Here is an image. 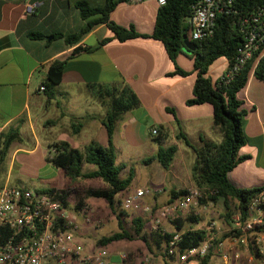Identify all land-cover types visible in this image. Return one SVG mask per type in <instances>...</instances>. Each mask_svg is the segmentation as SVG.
<instances>
[{
  "label": "crops",
  "instance_id": "0c3cea01",
  "mask_svg": "<svg viewBox=\"0 0 264 264\" xmlns=\"http://www.w3.org/2000/svg\"><path fill=\"white\" fill-rule=\"evenodd\" d=\"M77 1L80 0H0V106L1 101L8 104L16 97H21L22 104V108L16 113L0 120V132L13 122H16L14 127L19 131L23 125L29 128L33 123L32 118L30 115L23 116V113L27 103L34 98L41 109L54 107L51 116L39 120L42 127L47 126L52 134L49 137L42 135L35 138L34 146L26 152L40 150L41 156L47 162L48 146L55 142L66 141L78 149H82L90 142L107 146V132L102 123L106 108L87 92V85L110 84L122 80L136 93L140 106L123 113L116 121L113 132L115 154L120 152L128 154L139 145L148 143L147 137L143 134L141 138L137 129L145 130L147 127L151 130L156 129V134L159 132L166 134L161 143L156 142L153 149L155 153L159 145H176L175 155L179 153L181 140L176 138L175 117L167 111V107L174 109L185 134L192 132L197 138L202 136L221 141L222 135L213 125L212 106L209 103L186 104V100L192 96L196 78V72L191 71L193 69L191 56L181 52L183 58H176V64L180 68L191 71L188 75H169L175 66L161 41L150 36H139L122 42L111 40L100 45L101 40L111 36L105 23L93 25L76 44H67L66 35L79 32L88 20L98 16L83 19L75 5ZM83 1L92 6H100L105 2ZM158 7L157 0H144L140 3L122 0L111 11L109 18L118 25L124 27L132 25L139 33L150 35ZM32 33H39L42 36L35 37L31 35ZM78 47L82 49L74 52ZM86 48L92 50L86 51ZM54 59L65 60V68L60 83L54 88V95L50 99L46 96L43 99L38 96L43 92L39 87L45 78L47 64ZM212 65L207 75L214 82L226 71L227 60L223 58V62L217 68H212ZM215 72L217 73L214 76ZM237 98L244 111L245 135V143L239 148L238 154L245 158L232 167L226 176L237 188H263L264 81L256 78L253 73L249 74L245 86L238 91ZM161 125L163 130L160 129ZM44 146H47L46 149H42ZM22 150L18 146L11 152L10 158L7 159L6 171L12 157ZM85 164L82 165V169ZM157 179L152 190L158 191L150 200H154L155 205H161L167 201V193L178 187L166 189V175ZM76 180H69L68 185L76 186ZM173 180L178 182L177 176H173ZM6 183L5 180L2 185ZM101 183L98 186L105 185L102 181ZM187 184V181L183 182L184 186ZM50 187L59 189L66 186ZM39 188L48 187L35 189ZM161 193H165V196ZM74 201L69 199L72 205ZM211 215L206 214L205 219L211 218ZM198 224L194 228H201L204 225L200 220ZM148 255L155 256V252L149 251ZM158 256L162 257L160 253ZM110 260L119 261L118 253L111 252ZM158 264L165 263L162 261Z\"/></svg>",
  "mask_w": 264,
  "mask_h": 264
},
{
  "label": "trees",
  "instance_id": "16d2710c",
  "mask_svg": "<svg viewBox=\"0 0 264 264\" xmlns=\"http://www.w3.org/2000/svg\"><path fill=\"white\" fill-rule=\"evenodd\" d=\"M121 1L105 0L100 6H92L83 0L77 1L75 5L83 19H88L93 15L98 16L93 20H88L79 32L66 35L65 42L76 44L84 34L90 31L93 25L105 23L111 32V36L101 40L100 45L111 40L122 42L139 36H150L162 42L167 55L174 63L175 68L169 75L186 76L191 71L196 72L192 96L186 100V104L209 103L212 106L213 125L218 128L222 136L220 142L199 137L203 147L195 149L197 159L191 171V178L202 192V196L199 198L200 203H217L221 200L225 209L228 210V203L232 201L239 213L240 220L244 222L248 216L249 204L261 188H237L228 181L226 175L232 167L245 158V156L238 154L239 148L245 143V135L243 132L244 111L240 107L241 102L237 98V93L245 86L249 74L253 73L256 78L264 81V57L255 64L257 55H254L228 82H224L220 78L213 82L207 73L218 58L227 60V68L234 63L238 54L237 49L243 41L239 31V16L249 14L257 7L264 5V0H233L232 9L234 12L229 15H217L213 34L202 40L190 39L186 23L187 18L193 12V5L199 0H165L164 4L159 5L157 9L153 31L150 35L139 33L132 25L124 27L110 20L111 11ZM184 34L195 46L194 50H188L184 47ZM31 35L42 36L39 33H32ZM81 49L78 47L74 52ZM85 50L92 49L86 48ZM184 50L189 51L193 59L191 71L184 70L176 64L178 54ZM65 63V60L54 59L47 64L45 78L40 84L44 87L43 93L47 99L54 95V88L61 81ZM87 91L106 108L102 123L107 132L108 145L102 146L96 142H90L82 149H78L66 141L55 142L48 146L46 161L61 169L71 181L78 178L100 179L105 185L81 188L68 185L59 189L48 187L36 190L39 192H56L64 204H68L70 198L74 199L75 208L83 206L87 198L104 199L116 215L118 230L97 238V246L107 247L109 244L120 240L140 239L150 252L153 253L154 250H158L165 264H175L177 255L179 256L192 247L198 246L206 236V230L203 228H194L193 226L185 228V222L198 224L197 217L190 214L177 217L172 220L174 229L170 232L160 230L146 232L144 229L145 222L141 217L132 218L130 229H126L122 217L125 212L122 209H117L120 207L117 195L128 189L133 178V172L130 169L126 177H120V173L126 165L116 163L113 147L114 126L123 113L140 106L139 98L122 80L110 84H89ZM166 109L175 117L176 138L186 146L193 147L181 129L174 109L168 107ZM160 129L163 130L162 125ZM160 136L161 139H158V143L166 138V134L161 132ZM20 140V131L17 127L9 126L0 132V162L4 160L10 146ZM176 151V145H159L156 153L145 161L157 160L164 169H168ZM84 163L94 165L95 169L83 171L82 165ZM186 190L184 188L171 190L165 203L180 198L186 193ZM229 216L230 214L226 212L224 218L231 227ZM249 232L253 233L254 237L264 232V215L263 223L256 224ZM175 233L179 234V240L175 242L171 253L170 241ZM229 237L242 238L241 231L232 228L221 237H215L207 254L196 259L197 264H209L212 249ZM248 248L255 256H260L255 238L248 240ZM183 264H188V261Z\"/></svg>",
  "mask_w": 264,
  "mask_h": 264
},
{
  "label": "built area",
  "instance_id": "2783aa9c",
  "mask_svg": "<svg viewBox=\"0 0 264 264\" xmlns=\"http://www.w3.org/2000/svg\"><path fill=\"white\" fill-rule=\"evenodd\" d=\"M130 3H140L144 0H127ZM159 5L165 0H157ZM233 0H199L193 5V12L187 18L188 35L192 40H202L210 37L214 32L217 15H229ZM239 31L243 41L237 49L234 63L226 69L220 77L228 82L246 64L256 56V62L264 57V5L253 12L239 16ZM39 89L43 91L44 87ZM156 134V129H152ZM153 193L148 188H137L126 194L122 200V207L126 210L141 208V198ZM200 189L187 188L186 193L169 203L159 206L151 220V229L160 230L163 220H174L179 216L198 212ZM210 203V202H208ZM144 210L149 211V207ZM88 204H84L76 211H72L68 204H64L56 192H39L35 188H23L4 184L0 186V264H117L110 260V251L105 246L91 247L78 240L77 234L81 226L99 227L102 219L94 216ZM264 215V187L252 198L248 207V216L244 222L237 217L234 229L241 231V236L263 223ZM203 227V226H202ZM216 227L214 220H207L203 227L206 236L198 246L192 247L181 255H177L175 264L188 261L196 262L211 248ZM179 240L175 233L170 241V252ZM258 252L264 259L263 239H255ZM219 243L215 248L220 247ZM119 261L126 258L124 252L118 253ZM225 257V256H224Z\"/></svg>",
  "mask_w": 264,
  "mask_h": 264
},
{
  "label": "rangeland",
  "instance_id": "374dc122",
  "mask_svg": "<svg viewBox=\"0 0 264 264\" xmlns=\"http://www.w3.org/2000/svg\"><path fill=\"white\" fill-rule=\"evenodd\" d=\"M183 52H185L186 55L190 56L189 51L184 50ZM177 57L179 59L183 58L181 57L180 53ZM184 61H186V59H184ZM222 62L223 58H218L213 63L212 68H217ZM216 73L217 72H215L213 75L215 76ZM38 96L45 99V94L43 92H40ZM21 108V97L12 99L8 104L1 101L0 120L7 115L16 113ZM52 111H54L53 106H48L47 108L41 109L38 106L36 99L34 98H32L27 103L24 109L23 116L30 115L33 123L29 128L27 125H23L21 127V140L18 141L20 143L14 142L10 146L9 152L4 157V160L0 162V185H2L5 180L7 182L6 184L10 186L29 189L50 186L64 187L70 184L69 179L64 177L60 169H56L51 164H48L44 161V158L41 156L40 150H36L33 153L26 152L34 146L35 138H40L42 135L47 137L51 136L52 131L48 129L47 126L42 127V125L39 123V120L43 117L51 116ZM15 124L16 122H13L9 126L14 127ZM137 129L141 138L143 134L147 137L148 143L139 145L138 148L132 150L128 154H125L123 152L116 153V163H124L126 165V167L121 171L120 177H126L130 169L133 172V178L129 186L130 188L117 195V199L120 201V207H118L117 209H122L125 212L122 217L124 227L126 229H130L132 218L141 217L145 222L144 229L146 230V232H149L150 230H152L151 220L153 215L155 214L156 209L159 206L165 204L164 202L161 205H155V203L153 202L154 200H150L151 196L155 195L158 190H153V193L143 196L140 202L141 208L137 210H126L122 207L121 203L124 196L129 192H133L134 190H136V186H141L143 187V189L148 188L152 190V188L155 187L154 182L158 180L157 178L163 177L165 175L167 176V182L165 183L166 189H168L169 187H178V189L196 187L191 178V171L197 159L195 149H200L201 147H203V143L199 138L194 136L192 132H188V135H186L193 147L186 146L181 141L180 152L174 155L170 167L168 169H164L157 160H153L150 162L145 161L147 158L155 154L153 149L154 146H156V142L158 141V139H161V132L153 134L151 128L149 129L148 127L145 130L139 128ZM203 138L206 140L217 142L213 139H208L206 137ZM18 146H20L23 150L18 151L12 157L7 172V159L10 158L11 152ZM46 147L44 146L42 149H46ZM94 169V165L86 163L82 170L90 171ZM173 176H177L178 182H175L173 180ZM185 181H187L188 184L184 186L183 182ZM75 184L77 187L81 188L87 186H98L102 183L100 180L96 179L89 180L80 178L76 180ZM161 194L165 196V193ZM85 204H88V206L93 211L91 213L94 216L102 219V224L96 228L82 225L79 233L77 234V237L78 240L84 245L96 247L97 238L103 235H109L110 233L118 230L116 215L109 208L107 202L104 199L87 198L85 200ZM228 205L229 209L226 210L221 200L217 203L206 202L205 204H203L198 202L197 208L195 209L196 211H194L198 213H190V215H196V217H198V220L204 223V225H202L203 227L207 224V220H214L216 222V227L213 229V233L215 237H221L223 234L229 232L233 227H235V221L237 220V217L239 215L232 201H230ZM68 207L72 209V211H76L77 209H79L75 208L74 205L70 204L69 202ZM145 207H149L150 210H144ZM226 212L230 214L229 222L231 224V227L224 218ZM206 214H212V217L205 219ZM186 215L188 214L179 217H184ZM197 225L199 224L185 222V228L192 226L196 227ZM162 228L167 232L172 231L174 229L173 221L170 219L163 220ZM254 236L255 235L253 233L247 232L246 236H241L242 238L229 237L223 240L220 247H218L217 249H212L209 264H264V259L261 256H255L247 246L248 240L252 238H261L263 240L260 241V244L264 243V232L257 234L256 237ZM107 248L109 249L110 254L111 252H124L126 254V258L124 259V261H117V264H158V262L162 263L163 261V258L158 256V250H154L155 256L148 255L149 251L147 249V246L140 239H134L131 241L120 240L109 244Z\"/></svg>",
  "mask_w": 264,
  "mask_h": 264
},
{
  "label": "water",
  "instance_id": "95a60500",
  "mask_svg": "<svg viewBox=\"0 0 264 264\" xmlns=\"http://www.w3.org/2000/svg\"><path fill=\"white\" fill-rule=\"evenodd\" d=\"M183 43H184V47L188 50H194L195 46L192 44V42L188 39L187 35L184 34L183 35Z\"/></svg>",
  "mask_w": 264,
  "mask_h": 264
}]
</instances>
